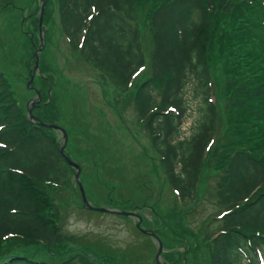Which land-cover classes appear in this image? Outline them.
I'll use <instances>...</instances> for the list:
<instances>
[{
  "label": "trees",
  "instance_id": "obj_1",
  "mask_svg": "<svg viewBox=\"0 0 264 264\" xmlns=\"http://www.w3.org/2000/svg\"><path fill=\"white\" fill-rule=\"evenodd\" d=\"M28 1L23 5L32 11L22 27L28 37L32 31L29 48L39 39L41 6ZM53 3L54 25L70 53L133 101L177 196L195 201L206 169L220 175L214 188L222 207L218 217L197 230L176 212L150 229L171 251L164 264H186L176 248H168L164 228L187 251L193 238L197 244L190 250L197 257L204 249L206 264H264V0H47L48 31ZM37 47L32 45L28 71ZM44 59L45 70L57 69ZM37 80L28 87L42 96L33 114L61 126L65 102L57 92L48 96ZM190 87L201 99L202 115L190 136L180 139ZM56 131L31 121L0 71V264H120L62 232L55 196L70 186L75 170L60 152ZM219 132L224 135L217 139ZM65 154L70 157L68 146Z\"/></svg>",
  "mask_w": 264,
  "mask_h": 264
},
{
  "label": "rangeland",
  "instance_id": "obj_2",
  "mask_svg": "<svg viewBox=\"0 0 264 264\" xmlns=\"http://www.w3.org/2000/svg\"><path fill=\"white\" fill-rule=\"evenodd\" d=\"M42 1H39L41 7ZM31 11L32 8H25L23 0H0V71L21 108L32 107V101L39 103L42 99L41 92L36 94L28 89L29 71L33 79L36 75L41 78L37 81L43 92L48 96L57 92L61 101L65 102L59 116V124L69 132L66 131L68 140L65 146L69 147L71 159L80 165L82 188L91 207L97 210H88L82 204V190L77 185V170L73 168L74 173H69L70 186L58 191L55 196L61 212L58 223L62 232L74 235L81 244L96 246L104 254L107 252L120 264L166 263L164 261L171 251L164 248L159 239L163 248L157 262L159 242L151 234L143 236L135 230L139 222L137 217L101 213L99 210L137 213L150 222V227L141 225L144 230H154L162 224V218L167 219L177 212L179 217L180 213L183 214L191 227L201 230L222 211V207L216 205L217 195L214 192L219 173L212 168L206 169L195 201L187 202L177 196L166 183L148 132L138 121L133 101L114 89L111 83L104 82L98 69L70 53L65 38L60 34V27L54 25L58 24L54 3L50 10V31L43 24V33L32 43L33 46L37 43L38 49L28 71L26 64L30 61L32 45L29 48L27 45L32 42L33 36L31 38L32 31H29L28 37L25 32L28 30L25 27L24 30L22 25ZM146 43L149 49L150 36ZM44 57L57 69L53 66L45 70L47 63ZM36 65L35 72L33 68ZM185 99L188 112L180 139L190 136L193 125L202 115L201 99L195 96L192 87L186 90ZM211 101H215L214 96ZM55 135L61 150L64 135L58 130ZM223 135L219 132L216 138L220 139ZM111 199L115 200L114 205ZM155 214L158 216L156 219ZM215 225V222L210 224V229ZM164 230L168 236L165 241L168 248H176L181 253L179 259L184 257L186 264H206L207 252L204 249L198 248L197 257L191 252L190 248L196 243L193 238L187 243V251L168 228Z\"/></svg>",
  "mask_w": 264,
  "mask_h": 264
},
{
  "label": "water",
  "instance_id": "obj_3",
  "mask_svg": "<svg viewBox=\"0 0 264 264\" xmlns=\"http://www.w3.org/2000/svg\"><path fill=\"white\" fill-rule=\"evenodd\" d=\"M45 2H46V0H44V2H43V7H42V9H41V17H40V24H39V26H40V32L42 31V20H43V12H44V9H45V6H46V4H45ZM34 70H35V72L37 71V65L35 66V68H34ZM33 79V77L31 78V80ZM31 84V83H30ZM29 115H31V119L32 120H36V117L34 116V114H32V111L30 110L29 111ZM41 125L42 126H49V127H51V128H59L57 125H45V124H42L41 123ZM61 131H62V133H63V135H64V141H65V144H66V142H67V139H68V135H67V133L63 130V129H61V128H59ZM65 144H64V147L63 148H61V150H60V152H61V154H62V156L63 157H65V159H66V161L72 166V167H74L76 170H77V172H76V178H77V181H78V183H79V188L82 190V200H84V202H85V204H86V207L89 209V210H92V209H94V207H91L90 206V204H89V202H88V200L86 199V195H85V191H84V189L82 188V184H81V182H80V178H79V175H80V172H81V167L80 166H78L75 162H73L69 157H67L66 155H65V153H64V151H65ZM100 212H109V213H116V214H119V215H122V216H125V215H132V216H136L135 214H133V213H130V212H117V211H114V212H111V211H108V210H99ZM139 218V222L137 223V225H136V228L138 229V230H140L142 233H144V234H148V233H150L151 235H153L154 237H155V234L154 233H152V232H149V231H146V230H143L142 228H141V222H142V219L140 218V217H138ZM158 242H159V252H158V254H157V257H156V259H157V262H159L158 260H159V257H160V254H161V252H162V248H163V246H162V242L160 241V240H158ZM159 264H162L161 262L159 263Z\"/></svg>",
  "mask_w": 264,
  "mask_h": 264
}]
</instances>
